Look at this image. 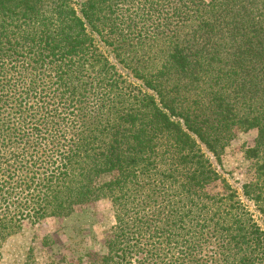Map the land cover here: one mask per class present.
Wrapping results in <instances>:
<instances>
[{"label": "trees", "instance_id": "trees-1", "mask_svg": "<svg viewBox=\"0 0 264 264\" xmlns=\"http://www.w3.org/2000/svg\"><path fill=\"white\" fill-rule=\"evenodd\" d=\"M249 131L264 213V0H0V257L105 199L116 226L87 264H264L237 193L207 191L205 152L222 165Z\"/></svg>", "mask_w": 264, "mask_h": 264}, {"label": "rangeland", "instance_id": "rangeland-1", "mask_svg": "<svg viewBox=\"0 0 264 264\" xmlns=\"http://www.w3.org/2000/svg\"><path fill=\"white\" fill-rule=\"evenodd\" d=\"M78 8L82 0H75ZM257 132L238 133L226 149L222 165L212 154L205 152L213 164L214 173L207 185L212 194L225 192V185L234 190L240 201L251 213L254 221L264 230V213L243 194V185L253 178L244 152L254 147ZM205 149V148H204ZM116 226L114 210L103 199L77 207L64 218H48L40 226L24 228L17 235L8 237L1 248L0 264H87L106 254V242ZM72 263V264H73Z\"/></svg>", "mask_w": 264, "mask_h": 264}]
</instances>
